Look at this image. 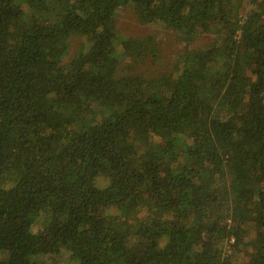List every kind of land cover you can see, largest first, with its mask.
I'll return each mask as SVG.
<instances>
[{"label": "trees", "instance_id": "obj_1", "mask_svg": "<svg viewBox=\"0 0 264 264\" xmlns=\"http://www.w3.org/2000/svg\"><path fill=\"white\" fill-rule=\"evenodd\" d=\"M42 254L264 264V0H0V264Z\"/></svg>", "mask_w": 264, "mask_h": 264}, {"label": "rangeland", "instance_id": "obj_2", "mask_svg": "<svg viewBox=\"0 0 264 264\" xmlns=\"http://www.w3.org/2000/svg\"><path fill=\"white\" fill-rule=\"evenodd\" d=\"M247 1H244L245 7L242 9V14L246 11ZM113 23L117 28L127 35L132 36H145L150 35L155 41L157 47V57L155 62L148 58L144 69L146 72L153 76L159 72L167 73L173 68V61L178 56V54L184 49V44L178 39L177 35L172 31L164 30L157 24H144L138 18L137 13L131 6H125L116 11L112 17ZM209 44L213 47H217L222 43L221 38H215L214 36L207 35L199 38V41L195 40V44ZM83 48L82 40L79 38H74L72 40L68 57H71L75 51L81 50ZM156 137L162 141L165 137L156 135ZM107 184L106 178L102 175L98 178V185L103 187ZM37 224L34 229L37 230L39 227ZM41 260L43 264H74L68 255H51L42 254Z\"/></svg>", "mask_w": 264, "mask_h": 264}, {"label": "built area", "instance_id": "obj_3", "mask_svg": "<svg viewBox=\"0 0 264 264\" xmlns=\"http://www.w3.org/2000/svg\"><path fill=\"white\" fill-rule=\"evenodd\" d=\"M231 241H232V239H231Z\"/></svg>", "mask_w": 264, "mask_h": 264}]
</instances>
